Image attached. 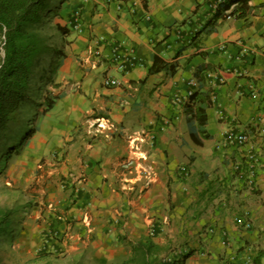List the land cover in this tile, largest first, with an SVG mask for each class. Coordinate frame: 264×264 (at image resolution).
<instances>
[{
  "label": "crops",
  "instance_id": "0c3cea01",
  "mask_svg": "<svg viewBox=\"0 0 264 264\" xmlns=\"http://www.w3.org/2000/svg\"><path fill=\"white\" fill-rule=\"evenodd\" d=\"M216 2L64 1L74 31L20 164L40 169L48 208L64 206L54 225L78 220L82 234L89 217L88 236L59 245L73 258L113 264L129 241L150 236L170 243L175 259L193 250L184 264H231L245 245L264 264V0H250L247 18L200 32ZM113 47L128 56L123 71ZM154 57L160 68L150 73ZM107 77L119 84L103 85ZM189 90L211 99L202 128L194 109L173 103ZM101 116L118 127L110 139L92 136ZM229 131L244 132L247 143L224 144ZM250 153H259L254 186L235 170ZM236 216L249 227H237Z\"/></svg>",
  "mask_w": 264,
  "mask_h": 264
},
{
  "label": "trees",
  "instance_id": "16d2710c",
  "mask_svg": "<svg viewBox=\"0 0 264 264\" xmlns=\"http://www.w3.org/2000/svg\"><path fill=\"white\" fill-rule=\"evenodd\" d=\"M65 0H0V34L5 29V54L0 57V160L10 145L22 147L26 140L36 131L35 127H29V131L21 130L19 137L12 143L16 130L12 127L13 117L20 111L27 100H35L40 90L39 83L46 80L53 84V76L65 59L64 48L55 47L54 34L43 31L48 21V15L59 12ZM254 7L250 0H222L215 8L212 16L204 24L200 32L209 31L217 20L224 19L226 15L235 18H247L253 14ZM55 24L54 30L65 37L70 31V26ZM62 39V38H61ZM64 40V38L62 39ZM61 40V42H62ZM154 57L150 73L157 72L160 68L156 65ZM47 67V68H46ZM209 67L202 65L200 72H206ZM201 81L199 75L196 76ZM36 105L43 106L39 112V118L51 106L52 94L46 90L43 98ZM191 103L185 105L187 110L194 109L198 127L205 124V106L211 103V99L202 98L196 91L191 96ZM197 105H193V104ZM193 107V108H192ZM190 108V109H189ZM24 132V133H23ZM15 152L16 150H12ZM17 214L10 209L0 208V245L3 238L12 231V221ZM129 255L119 264H184L193 250H190L177 259L173 254L175 248L170 243L160 244L150 237H141L136 241H129ZM259 252L252 258V264L256 263ZM0 264H4L0 258ZM49 264V263H39Z\"/></svg>",
  "mask_w": 264,
  "mask_h": 264
},
{
  "label": "rangeland",
  "instance_id": "374dc122",
  "mask_svg": "<svg viewBox=\"0 0 264 264\" xmlns=\"http://www.w3.org/2000/svg\"><path fill=\"white\" fill-rule=\"evenodd\" d=\"M62 7L63 4L59 12L50 13L45 26H42L44 32L55 35L53 39L56 44L55 47L62 46L64 48L71 33L63 37L59 35L58 31L54 30L57 23L66 25L65 14L61 10ZM70 31L72 32L74 29L70 28ZM61 38H64V40ZM49 84V81L46 80L40 82L39 85L43 90H40L37 95L35 94V100L33 98L27 100L13 117L12 127L16 132L13 135L12 143L19 137L18 135L22 129L29 131V127H35L36 124L40 123V118L35 117V112H40L43 109L42 106L36 105L42 100L36 99L43 98ZM35 118H38L37 123ZM8 146L7 150L11 149V151H7L3 155V160H0V208L10 209L17 216L12 221L11 233L3 238L0 245L2 262L4 264H39L45 262L49 264H93L88 259L85 261L78 260L79 255L73 258L72 248L67 251L66 248L59 246L60 243H65V247L69 246L77 239L76 237L83 239L85 235L88 236L89 232H86L83 226L81 229L82 234H80L81 232L76 225L79 222L78 220H64L67 227L66 232H63V229H66L65 226L60 228L59 225H54L53 222L60 221L56 217L57 214L61 213L64 206L59 209L54 206L47 207V203L41 199L44 185L43 178L40 177V169L35 168L27 172L24 169V164L23 167L20 164L23 148L14 144ZM14 149L15 152L12 151ZM46 209L50 213H47ZM51 214L54 215L52 218ZM127 248V254L129 255V247ZM127 254H124L113 264L122 262L127 258Z\"/></svg>",
  "mask_w": 264,
  "mask_h": 264
},
{
  "label": "built area",
  "instance_id": "2783aa9c",
  "mask_svg": "<svg viewBox=\"0 0 264 264\" xmlns=\"http://www.w3.org/2000/svg\"><path fill=\"white\" fill-rule=\"evenodd\" d=\"M222 0H217L216 4H219ZM78 16V12H75V17ZM232 15H226L225 18L230 19L233 18ZM5 29H3V33L0 34V57L1 59L4 58L5 54ZM99 53V50H96ZM112 58L114 59L115 67L123 71L125 70V64L128 56L124 53L119 52L117 47L112 48ZM94 54V52H92ZM206 77H210L211 74L209 72H205ZM119 84V81L116 78L107 77L103 80V85L105 86H116ZM193 94L192 90L187 91L184 95H176L173 98V103L178 106H185L191 103V96ZM93 137H101L103 139H110L114 132L118 131V127L116 124L106 116L96 117L93 119V130H92ZM248 135L244 132H233L229 131L227 135L224 137V144H237V145H244L248 141ZM260 148V147H259ZM259 162V153L252 154L250 153L246 157V168L242 167L241 165H236L235 170L239 174L240 180H247V182L254 186L253 177L256 170V164ZM251 188V187H250ZM234 223L237 227H242L243 229H247L249 227V221L243 216H236L234 219ZM83 226L86 232H91V223L89 217L85 215L83 218ZM66 229H63V232H66ZM154 230L151 228L149 230V234H153ZM243 252L237 258L231 262V264H252V258L255 255L252 247L250 246H243Z\"/></svg>",
  "mask_w": 264,
  "mask_h": 264
}]
</instances>
